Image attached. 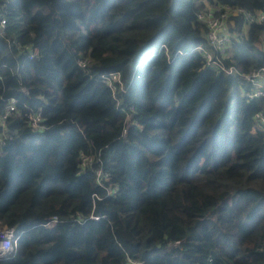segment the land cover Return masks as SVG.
<instances>
[{
    "label": "trees",
    "instance_id": "obj_1",
    "mask_svg": "<svg viewBox=\"0 0 264 264\" xmlns=\"http://www.w3.org/2000/svg\"><path fill=\"white\" fill-rule=\"evenodd\" d=\"M223 6L264 0H0V264H264V98L194 51ZM227 31L264 67V22Z\"/></svg>",
    "mask_w": 264,
    "mask_h": 264
},
{
    "label": "built area",
    "instance_id": "obj_2",
    "mask_svg": "<svg viewBox=\"0 0 264 264\" xmlns=\"http://www.w3.org/2000/svg\"><path fill=\"white\" fill-rule=\"evenodd\" d=\"M240 14L248 23L264 22V11L253 13L243 7L223 6L216 10L208 8L199 13L198 18L208 28L209 46L197 45L194 51L200 52L204 57L205 66L221 71L226 75L240 76L245 79L251 86V90L246 93L250 99L264 98V67L252 72H242L233 64H227L224 58L227 56V46L232 40V34L227 31V20L232 14ZM6 25L4 19L0 22V29L3 31ZM110 85L112 82H120L118 73L102 76ZM15 101L8 106L9 113L15 110ZM255 118L264 126V111L256 114ZM6 115L0 118L5 122ZM40 116L33 119V125L38 126ZM97 219V217H93ZM19 236L17 235V226L6 228L0 231V260L8 258L17 250Z\"/></svg>",
    "mask_w": 264,
    "mask_h": 264
},
{
    "label": "rangeland",
    "instance_id": "obj_3",
    "mask_svg": "<svg viewBox=\"0 0 264 264\" xmlns=\"http://www.w3.org/2000/svg\"><path fill=\"white\" fill-rule=\"evenodd\" d=\"M262 48H263V51H264V36H263V42H262Z\"/></svg>",
    "mask_w": 264,
    "mask_h": 264
}]
</instances>
